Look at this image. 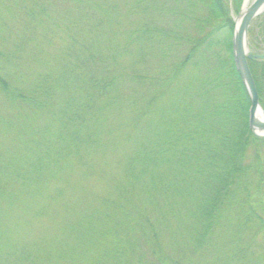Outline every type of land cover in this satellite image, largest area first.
Wrapping results in <instances>:
<instances>
[{
  "label": "rangeland",
  "instance_id": "obj_1",
  "mask_svg": "<svg viewBox=\"0 0 264 264\" xmlns=\"http://www.w3.org/2000/svg\"><path fill=\"white\" fill-rule=\"evenodd\" d=\"M223 1L229 5L233 22L253 2L239 0L238 13H234L231 0ZM162 2L151 0L159 10L141 13L135 7L136 0H99L92 14L85 11L96 22L105 17L104 7H113L112 23L104 26L101 36L96 35L95 44H102L111 36L113 46L125 47L112 65L111 91L101 101L94 100L100 108L87 121V136L76 144L68 139L67 127H70L60 109L67 102L70 107L73 103L78 105L86 99L85 93L56 79L60 67L57 56L64 55L61 50L66 37L65 30L56 27L67 19H75L71 16L75 3L73 0H0V76L13 91L30 97V102L15 97L10 100L0 91V264H161L142 254L141 240L138 248L135 245L132 251H116L117 257L112 255V248L118 246L119 240L117 235H112L111 224L103 217L111 208H104L102 199L105 203V197L114 198L117 194L109 196L113 188L116 191L122 185L124 167L133 150L138 149L136 142L139 144L148 135L146 115L138 125L133 122L146 100V93L154 87L149 88V83L133 74L140 71L144 75H157L162 66H168L184 52L167 45L157 50L153 40L150 41L152 50L149 43L129 42L121 35L117 22L121 20L127 27L139 19L163 27L173 25L174 17ZM204 3L200 0L177 3L188 16L181 17L185 32L194 33L192 17L208 15ZM24 8L31 9L32 15ZM263 17L264 12L249 25L248 32H254L253 37L247 33L249 53L250 42L259 36L258 25ZM21 36H27V42ZM221 51L223 56L225 52ZM140 95L144 97L143 102ZM162 97H156L159 100L147 110L152 120L160 108L158 102L169 104L166 98L169 96ZM175 106L180 108L178 101ZM196 194L199 196L198 190ZM255 195L254 199L243 198L240 191H233L213 216V228L204 245L192 247L186 235L184 226H192L193 220L171 222V229H165L168 222L160 221L162 261L166 264H264V206L258 207ZM187 201L179 206L180 211H186ZM176 224L184 229L174 228Z\"/></svg>",
  "mask_w": 264,
  "mask_h": 264
},
{
  "label": "trees",
  "instance_id": "obj_2",
  "mask_svg": "<svg viewBox=\"0 0 264 264\" xmlns=\"http://www.w3.org/2000/svg\"><path fill=\"white\" fill-rule=\"evenodd\" d=\"M150 1L136 0L137 11L159 10ZM200 1L205 2L208 15L192 17L195 23L193 34L185 32L181 26V17L188 16L178 8L180 0L162 2L174 17L173 25L168 27L143 19L128 27L121 20L117 22L121 35L129 42L149 43L152 50L150 41L153 40L157 50L167 45L184 52L168 66H162L157 75H144L140 71L133 74L154 89L143 94L147 96L146 100L133 122L138 125L141 117L146 115L148 135L145 134L139 144L136 142L138 149L133 150L124 167L122 185L116 191L113 188L109 196L114 192L117 194L114 198L105 197V203L102 199L104 208H111L103 217L111 224L112 235H117L119 240L118 246L112 248L114 257H117L116 251H132L135 245L138 248L141 240L146 248V251L141 248L144 256L147 254L157 263L166 264L160 254V221L168 222L165 229H171V222L178 224L193 220L192 226H184L186 235L192 247L204 245L213 228V216L233 191H240L243 198L253 199L256 193L258 207L264 206V138L254 136L248 127L249 100L233 60L234 23L229 15V5L223 0ZM73 2L75 8L71 16L75 19H67L56 27L57 30L63 28L66 34L61 50L64 55L57 56L60 67L56 79L69 83L72 88H80L86 97L78 105L73 103L74 106L70 107L67 102L60 109L70 127H67L70 143L87 136V121L100 108L94 100L101 101L111 91L114 85L112 65L125 47L113 46L111 36L104 43L95 44L96 35L101 36L104 26L112 23L113 7H104L102 14L105 17L95 22L92 16L84 13L88 10L92 14L99 0ZM229 3L233 12L238 13L239 0ZM34 5L38 8L37 3ZM24 11L32 15L31 9L24 8ZM248 33L254 36L253 31ZM223 34L225 36L220 38ZM258 34L250 42L252 54H264V17L258 25ZM26 37L21 36V40L27 42ZM221 50L225 52L223 56ZM139 51L143 53L142 48ZM248 66L264 112V60L248 61ZM161 89L165 92L162 93ZM0 91L10 100L12 97L19 101L30 98L13 91L1 76ZM170 92L173 93L169 95ZM162 95L169 96L166 97L169 104L158 102L160 108L156 109L158 113L152 120L147 110L159 100L156 97ZM143 99L140 95V101ZM176 101L180 104L179 109L175 106ZM184 180L186 182L182 184ZM197 190L201 197L196 194ZM195 195L198 196L196 204ZM185 200H188L186 211H180L179 206ZM251 214L256 217L255 213ZM177 224L174 228L179 229ZM198 228L200 230L196 233ZM102 233L100 230L99 235Z\"/></svg>",
  "mask_w": 264,
  "mask_h": 264
},
{
  "label": "water",
  "instance_id": "obj_3",
  "mask_svg": "<svg viewBox=\"0 0 264 264\" xmlns=\"http://www.w3.org/2000/svg\"><path fill=\"white\" fill-rule=\"evenodd\" d=\"M262 12H264V0H253L250 6L242 14H239L240 21L237 27H235L232 37L234 64L249 100L248 127L253 135L260 138H264V113L259 104L257 90L248 67V61L264 60V55H252L248 53L246 35L250 22ZM258 112L263 115V119L257 118Z\"/></svg>",
  "mask_w": 264,
  "mask_h": 264
},
{
  "label": "bare ground",
  "instance_id": "obj_4",
  "mask_svg": "<svg viewBox=\"0 0 264 264\" xmlns=\"http://www.w3.org/2000/svg\"><path fill=\"white\" fill-rule=\"evenodd\" d=\"M239 21H240V18L236 20L235 27H237V25L239 24ZM257 118L261 120V119H263V115L258 112Z\"/></svg>",
  "mask_w": 264,
  "mask_h": 264
}]
</instances>
